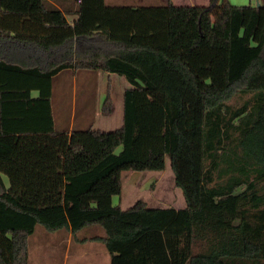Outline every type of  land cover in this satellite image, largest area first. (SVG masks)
Wrapping results in <instances>:
<instances>
[{
    "label": "trees",
    "instance_id": "obj_1",
    "mask_svg": "<svg viewBox=\"0 0 264 264\" xmlns=\"http://www.w3.org/2000/svg\"><path fill=\"white\" fill-rule=\"evenodd\" d=\"M259 2L0 0V264H28L38 224L100 226L109 264H264ZM64 69L123 74L121 126L56 130ZM111 105L108 91L101 114ZM166 156L183 207L112 203L123 171H161Z\"/></svg>",
    "mask_w": 264,
    "mask_h": 264
},
{
    "label": "rangeland",
    "instance_id": "obj_2",
    "mask_svg": "<svg viewBox=\"0 0 264 264\" xmlns=\"http://www.w3.org/2000/svg\"><path fill=\"white\" fill-rule=\"evenodd\" d=\"M232 3L256 4V0H230ZM108 5H153L163 4L164 0H105ZM200 5L207 4L201 1ZM72 17V16H69ZM88 70V69H87ZM72 74L64 70L53 77L52 112L57 120V127L64 129L71 119L85 118L89 127L110 131L121 126L123 122V89L129 82L123 74L106 73L92 70L97 74L87 76ZM109 91L112 99L111 113L101 116V103ZM249 95H239L231 99V103L239 105ZM76 127V125H75ZM121 147L115 151L118 153ZM122 191L112 198L114 205L126 209L137 200L144 201L149 207H166L167 205L184 204L181 189L174 184V176L170 167L169 158L165 157V168L161 171H133L122 172ZM104 235V230L98 225L86 226L70 234L65 228L47 230L38 224L35 231L29 235L28 264H102L93 259L97 257L101 244L92 239V236ZM87 254L80 255L81 252ZM94 254L92 255V253ZM108 264V255L105 253V263Z\"/></svg>",
    "mask_w": 264,
    "mask_h": 264
},
{
    "label": "crops",
    "instance_id": "obj_3",
    "mask_svg": "<svg viewBox=\"0 0 264 264\" xmlns=\"http://www.w3.org/2000/svg\"><path fill=\"white\" fill-rule=\"evenodd\" d=\"M165 2H166V0H164ZM175 5H195V4H197V5H200L199 3L201 2V1H207V3H208V0H171ZM230 1V0H229ZM231 3H232V1H230ZM232 4H235V5H244V4H242V3H232ZM70 19V18H69ZM64 70H70L71 71V73L72 74H76L77 73V71L78 70H80V71H82V72H80V74H85V75H87V76H91V74H97V72H91L92 70L91 69H77V70H74V69H64ZM64 70H62V71H64ZM62 71H60V72H62ZM59 72V73H60ZM59 73H57L56 75H58ZM106 73H109V72H106ZM110 74H112V73H110ZM55 75V76H56ZM55 76H53V77H55ZM53 77H52V91H51V99H50V105H51V114H52V118H53V123H54V127H55V129L56 130H68V131H71L72 129H85V128H88L89 126H87V124H86V120H85V118H81V119H78V121H77V124L75 123V118L73 119H71V121H70V123L68 124V126H66V127H63L64 129H59L56 125H57V120H56V118L53 116V112H52V97H53ZM128 87V86H127ZM126 88V87H125ZM124 88V89H125ZM123 89V90H124ZM37 94V92L36 91H33V95L35 96ZM122 94H123V92H122ZM104 101V100H103ZM103 101H102V103H103ZM101 103V104H102ZM102 106V105H101ZM110 113H111V110H110V112L107 114V115H102L101 114V111H100V114H101V116H108V115H110ZM75 125H76V127H75ZM184 205V204H183ZM183 205L180 203V204H175L174 206L172 205V207H174V208H176V209H178V208H181V207H183ZM167 206H171V205H167ZM70 234H71V232H70ZM72 235V234H71ZM93 240H96V239H93ZM96 242H98V243H100L101 244V247H102V250H99L98 252V254H96L97 255V257H95V256H93V259H95L97 262L98 261H100L101 260V262L100 263H102V261H103V263L102 264H104L105 263V253H107V251L105 250V248H104V245H103V243L100 241V240H96ZM88 253V251H85V250H83L82 252H81V254L80 255H84V254H87ZM94 254V252L92 253V255ZM107 255H108V253H107ZM108 264H109V255H108Z\"/></svg>",
    "mask_w": 264,
    "mask_h": 264
},
{
    "label": "water",
    "instance_id": "obj_4",
    "mask_svg": "<svg viewBox=\"0 0 264 264\" xmlns=\"http://www.w3.org/2000/svg\"><path fill=\"white\" fill-rule=\"evenodd\" d=\"M256 5H257V6H260V2H259V0H256Z\"/></svg>",
    "mask_w": 264,
    "mask_h": 264
}]
</instances>
